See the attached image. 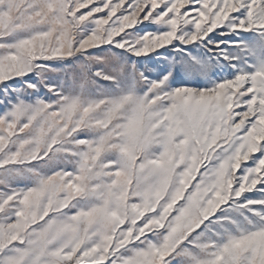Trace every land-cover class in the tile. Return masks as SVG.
<instances>
[{
    "label": "snow or ice",
    "instance_id": "6c2138e0",
    "mask_svg": "<svg viewBox=\"0 0 264 264\" xmlns=\"http://www.w3.org/2000/svg\"><path fill=\"white\" fill-rule=\"evenodd\" d=\"M0 264H264V0H0Z\"/></svg>",
    "mask_w": 264,
    "mask_h": 264
}]
</instances>
